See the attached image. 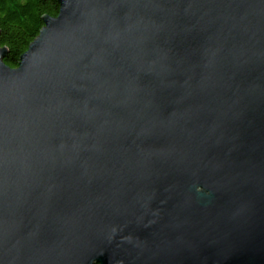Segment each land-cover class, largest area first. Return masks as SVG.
I'll return each instance as SVG.
<instances>
[{
    "label": "water",
    "instance_id": "95a60500",
    "mask_svg": "<svg viewBox=\"0 0 264 264\" xmlns=\"http://www.w3.org/2000/svg\"><path fill=\"white\" fill-rule=\"evenodd\" d=\"M0 49V264H264V0H54Z\"/></svg>",
    "mask_w": 264,
    "mask_h": 264
},
{
    "label": "trees",
    "instance_id": "16d2710c",
    "mask_svg": "<svg viewBox=\"0 0 264 264\" xmlns=\"http://www.w3.org/2000/svg\"><path fill=\"white\" fill-rule=\"evenodd\" d=\"M58 10L54 0H0V49L7 51L2 60L5 66L17 68L42 29V18H55Z\"/></svg>",
    "mask_w": 264,
    "mask_h": 264
}]
</instances>
